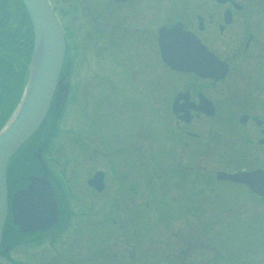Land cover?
<instances>
[{
  "label": "flooded vegetation",
  "instance_id": "af4514ba",
  "mask_svg": "<svg viewBox=\"0 0 264 264\" xmlns=\"http://www.w3.org/2000/svg\"><path fill=\"white\" fill-rule=\"evenodd\" d=\"M51 1L67 37L68 57L63 62L59 76L67 71L66 81L70 98L72 87L75 85L73 75L87 63L86 60H89L86 55L98 54L103 65L97 67L93 64L87 67L85 69L87 73H83L85 75L82 76L85 77L84 81L94 83L95 87L100 86L96 82L106 81L105 85L109 84L110 88L114 87L117 91L116 102L121 113L123 106L128 103H131V109L135 107L136 109L141 107L142 111L146 109L152 118L153 128L155 126L157 130H160L159 125L162 126L163 121L168 118L172 125L164 128V136H168L169 143L186 145L188 140L200 141L201 144L207 145L210 141L214 143L220 138L216 131L211 132L207 137L209 140L204 142L199 133L191 130L188 124L194 119H212L219 115L226 118L229 123L238 124L245 144L251 142L257 146H264L263 102L259 99L261 93H264V11L255 9L257 0ZM80 29L83 30L81 35L84 37L86 50L81 49L78 43L81 40L77 37L80 36L77 35ZM262 35L263 39L260 38ZM88 45L94 49L93 53L88 50ZM24 47L27 48V41ZM180 48L192 49L190 50L192 57L197 62L205 57L209 65L204 68L210 70L211 76L173 68L165 63L161 56L162 52L167 54L171 51L178 52ZM200 48L202 53L204 48L206 49L205 56L198 54ZM80 51H83L84 57L79 62ZM108 63L114 64V68H110ZM224 66L227 69L225 75L221 78L214 77ZM94 70H99V73H92ZM0 72L2 73L1 70ZM229 75H233L230 83L222 85ZM2 85L0 79V122L9 107L7 104L11 94ZM101 90L103 93V89ZM220 103L226 106L222 111L219 110ZM125 118L126 116L124 123L129 127L127 128L129 139L124 157L127 156L129 147L136 146L131 134H135L132 133L133 129L135 126L138 127L132 114L131 117ZM120 123L123 124V121ZM41 127L39 128L41 145L36 147H41L40 154L47 165V179L53 188L52 197L56 204V220L48 226L40 227L37 224L47 222L49 219L43 213L34 214L32 208L17 210L18 204L22 202L31 204L33 200L14 201L12 197L16 189L26 185L29 175H41V165L37 163L35 172L25 174V181L19 175H14L16 176L14 182L7 180V168V210L0 237V264H82L81 259L75 256L74 246H77V251H82L90 245L88 238L94 227L89 220L90 226L82 224L81 219H86L88 210L93 208L90 202L93 192L94 194L101 192L103 195L100 198L107 200L106 204L101 205L94 221L105 222V219L109 218L112 223L117 222L116 216H119L117 200L135 197L141 191H152L157 194L155 185L156 175L159 174L156 169L160 165L153 163L149 156L146 159L152 163V172L144 176L140 174L138 168L129 172L124 161L118 166L116 174L112 173V167L108 164L110 170H94H101L104 174L103 189L99 192L86 184L88 188L82 192L83 196L78 194L79 197L72 188L73 182L64 185L66 190H58L57 182L53 179L55 175L52 174L54 154L53 151L47 153L42 139L47 136L49 129L46 131ZM251 130H255L258 135L256 138L248 136ZM142 135L144 141L146 134ZM231 135L238 140L233 133ZM236 135L239 137L237 132ZM33 136L29 140V143H32L30 150L34 144ZM139 159L140 157L137 158ZM169 167L172 168V164H169ZM16 172L14 170L13 174ZM93 172L89 171L83 180L85 183ZM127 173H130L129 177L126 176ZM140 178H143L142 181ZM216 181L234 184L218 179ZM109 184L111 185L109 193L116 198L114 202L103 193ZM124 191H129L130 194L127 195ZM203 191L204 188L201 187L200 192ZM192 193L200 195L197 190ZM149 196L152 198V195ZM159 199L161 202L164 201ZM145 201L146 199L144 204L148 205ZM13 204L15 206H12ZM127 208L130 209L128 206ZM82 226L84 228L89 226V230L83 231ZM44 245H48V250L52 254L44 253ZM88 257L86 255V259Z\"/></svg>",
  "mask_w": 264,
  "mask_h": 264
},
{
  "label": "rangeland",
  "instance_id": "374dc122",
  "mask_svg": "<svg viewBox=\"0 0 264 264\" xmlns=\"http://www.w3.org/2000/svg\"><path fill=\"white\" fill-rule=\"evenodd\" d=\"M257 2L255 9L263 12L264 0ZM16 5L15 0H0V55L5 56L11 50L12 59L19 61L28 35L25 18ZM81 34L82 29L77 33L81 39L78 43L81 49L86 50ZM260 38L263 39V35ZM88 50L94 52L89 45ZM86 56L89 60L72 77L76 86L72 87L66 110L58 115L56 123L53 118L58 107L54 106L47 116L48 123L46 120L41 127L46 131H55L53 147L46 151H53L54 159L59 162L52 172L58 190H63L69 181L73 182L72 188L76 195L83 196L82 192L88 188L83 180L89 171L109 170V166L105 165L107 163L111 165L114 174L124 161L129 172L136 171V168L142 176L152 172V163L146 159L148 156L160 167L156 169L159 174L156 175L157 194L141 191L135 197L117 200L118 214L121 216H116L117 222L112 223L109 218L105 222L94 221L101 205L106 204L107 200L100 198L103 195L101 192L91 194L93 208L88 210L86 219H81L82 224H89L90 221L94 227L91 236L88 235L90 245L82 251H77V246H74L75 256L84 264H264V200L249 195L242 185L223 184L215 179L218 171L256 167L264 169V146L251 142L245 144L238 124L229 123L219 115L212 119H194L188 124L204 142L209 140L207 137L211 132L216 131L220 138L214 143L210 141L207 145L194 140H188L186 145L169 143L168 136H164V128L172 125L168 118L163 121V127L159 125L160 130H157L155 126L153 128L152 118L146 109L142 111L139 106L131 109V103H128L123 106L121 113L116 102L117 91L114 87L110 88L109 84L105 85L106 81L96 82L100 85L98 87L84 81L85 77L82 76L87 73V67L103 65L98 54ZM83 57V51H80L79 62ZM0 65L2 86L13 95L18 88V64L15 62V72L12 71L11 76L7 67ZM108 65L114 68V64ZM92 73H99V70ZM79 78L83 79L79 81ZM232 78L233 75L227 76L222 85H228ZM259 99L263 102L264 112V93H261ZM223 105L220 103V111L226 107ZM131 114L138 125L132 132L136 135L131 134L136 146L129 147L130 152L127 151L124 157L129 139V127L124 123V116L128 118ZM40 132L32 138V149L41 145ZM143 133L146 134L144 141ZM248 136L256 138L258 135L255 130H251ZM45 138H42L44 146ZM30 144L17 155V160L9 162V182H14V175H19L25 181L29 172H35L37 163L32 156ZM169 164H172V168ZM14 170L16 174H13ZM126 176L129 177L130 173ZM110 186L103 193L114 202L116 198L110 195ZM201 187L204 188L203 192H200ZM195 190L200 195L192 193ZM124 192L130 194L129 191ZM159 198L164 201H159ZM89 226H82V230H89ZM47 246L44 245V253L52 254ZM86 255L89 256L87 259Z\"/></svg>",
  "mask_w": 264,
  "mask_h": 264
},
{
  "label": "water",
  "instance_id": "95a60500",
  "mask_svg": "<svg viewBox=\"0 0 264 264\" xmlns=\"http://www.w3.org/2000/svg\"><path fill=\"white\" fill-rule=\"evenodd\" d=\"M21 2L29 16L33 44L26 83L21 98L7 122L0 129V235L6 211L5 170L7 162L16 149L40 124L51 98L53 97L55 104H57L64 97L63 91L66 89L63 83L65 74L57 80L64 56L63 36L47 0H21ZM168 63L179 69L192 68L188 67L189 61L186 59H182V61L169 60ZM192 69L197 73H204L202 70ZM56 85L57 90L54 93ZM53 93L54 96H52ZM38 151L39 149L34 153V156L43 168V175L36 181H33L36 178L30 176L29 180L38 182L41 185L42 191L35 193L40 201L35 204L22 202L18 204L17 210L32 208L35 212L34 214L43 212L49 218V221L37 225L45 227L50 225L55 219L56 204L52 197L51 187L45 176L46 169L41 163ZM216 177L222 180L244 183L251 191L264 195V171L261 169L239 173L219 171ZM89 182L98 190L102 188L100 173H96ZM26 190L27 188L15 192L12 196L14 201H24L26 199ZM12 206H15V204ZM44 209L46 212H44Z\"/></svg>",
  "mask_w": 264,
  "mask_h": 264
},
{
  "label": "trees",
  "instance_id": "16d2710c",
  "mask_svg": "<svg viewBox=\"0 0 264 264\" xmlns=\"http://www.w3.org/2000/svg\"><path fill=\"white\" fill-rule=\"evenodd\" d=\"M30 36H31V34H30ZM11 53H13V52L10 50V52L7 53V55H5V56H1L0 55V63L7 67V70H9V76H11L12 71L15 72V67H16L15 62L18 64L16 71L18 73V75H17L18 76V80L20 81L19 82L20 83L19 87L21 88V85L24 83V81L26 79V72H27L26 68H27V65L29 63V57H30V45L27 48L24 49V51H23V55L24 56L22 55L23 58L21 57V59H22V60L20 59L21 61L20 60L16 61L15 59H12V55L13 54L11 55ZM10 97H12V99H10L8 101L9 107L7 109V112L3 115L2 119H1L0 126L5 121L7 116L9 115V112L11 110L10 108L14 105L16 96H13L11 94ZM59 111H60V108H58L55 118L57 117V115H59ZM23 149L24 148H22L17 154H15L13 156V158L11 159V161H13L14 159L17 160L18 159L17 155L19 153H21V151Z\"/></svg>",
  "mask_w": 264,
  "mask_h": 264
}]
</instances>
